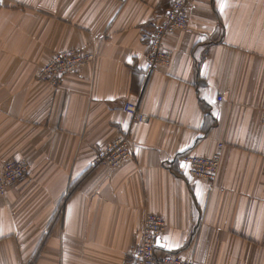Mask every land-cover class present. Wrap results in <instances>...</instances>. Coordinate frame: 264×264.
I'll use <instances>...</instances> for the list:
<instances>
[{"label":"crops","instance_id":"crops-1","mask_svg":"<svg viewBox=\"0 0 264 264\" xmlns=\"http://www.w3.org/2000/svg\"><path fill=\"white\" fill-rule=\"evenodd\" d=\"M173 2L2 0L0 167L30 171L0 195V264H136L149 213L167 223L159 253L264 264V0L194 1L190 29L165 40L171 65L151 72ZM68 49L96 60L59 86L38 81ZM123 133L132 158L95 166ZM183 153H220L216 180L192 176Z\"/></svg>","mask_w":264,"mask_h":264},{"label":"built area","instance_id":"built-area-1","mask_svg":"<svg viewBox=\"0 0 264 264\" xmlns=\"http://www.w3.org/2000/svg\"><path fill=\"white\" fill-rule=\"evenodd\" d=\"M196 0H174L156 27L147 54L148 69L154 71L159 66H170L173 54L165 46L169 35L177 31L190 29V7ZM96 60V55L80 49H68L54 54L38 75L41 82H49L54 86L62 84L66 76L74 73ZM135 122H147L150 117L141 112L133 102H127L124 107ZM261 121L264 123V105L261 108ZM133 156V144L129 133H123L118 138L101 148L94 160L95 166L119 168ZM181 160L190 166V173L196 178L215 181L221 166V155L202 156L193 153H183ZM30 164L23 160H8L0 167V195L29 176ZM167 227L163 215L149 213L145 217L141 239L136 246V264H200L189 260L176 252L159 253L162 236ZM23 264H38L29 260Z\"/></svg>","mask_w":264,"mask_h":264},{"label":"rangeland","instance_id":"rangeland-1","mask_svg":"<svg viewBox=\"0 0 264 264\" xmlns=\"http://www.w3.org/2000/svg\"><path fill=\"white\" fill-rule=\"evenodd\" d=\"M1 3H2V0H0V8L2 7V6H1ZM3 6H4V5H3ZM56 53H57V52H56ZM53 56H54V55H53ZM51 59H52V58H51ZM51 59H50V60H51ZM50 60H49V61H50ZM49 61H48V62H49ZM48 62H47V63H48ZM47 63H46V64H47ZM46 64H45V65H46ZM45 65H44V66H45ZM44 66L42 67V69L44 68ZM42 69H41V70H42ZM41 70H40V72H41ZM40 72H39V73H40ZM38 75H39V74H38ZM37 80H38V76H37ZM38 81H39V80H38Z\"/></svg>","mask_w":264,"mask_h":264},{"label":"water","instance_id":"water-1","mask_svg":"<svg viewBox=\"0 0 264 264\" xmlns=\"http://www.w3.org/2000/svg\"><path fill=\"white\" fill-rule=\"evenodd\" d=\"M159 244L161 245V242H159Z\"/></svg>","mask_w":264,"mask_h":264}]
</instances>
